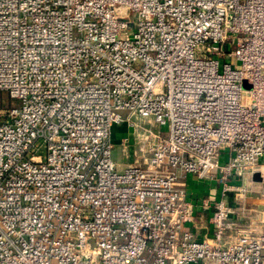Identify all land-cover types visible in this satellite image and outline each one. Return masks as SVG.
<instances>
[{
  "label": "built area",
  "instance_id": "obj_1",
  "mask_svg": "<svg viewBox=\"0 0 264 264\" xmlns=\"http://www.w3.org/2000/svg\"><path fill=\"white\" fill-rule=\"evenodd\" d=\"M0 92V264H264V0H0Z\"/></svg>",
  "mask_w": 264,
  "mask_h": 264
},
{
  "label": "crops",
  "instance_id": "obj_2",
  "mask_svg": "<svg viewBox=\"0 0 264 264\" xmlns=\"http://www.w3.org/2000/svg\"><path fill=\"white\" fill-rule=\"evenodd\" d=\"M128 129H129V126L126 128V131ZM120 130H122V129L119 125H117L116 128H114V130H113V136H115V138H117V140H119V141H121V139L123 137L132 134V130L129 131V133H124V134H121ZM116 146H117V144H115V148H116ZM121 147H122L121 142H119L118 148H119L121 155L119 154L118 160L116 157L115 158L118 162L121 163L122 166H124L125 164H127L129 161H131L133 159V152L131 149L129 151L130 157L128 159L124 160ZM263 175H264V168H263ZM193 180L195 183L193 184V187H191V188H190L191 185H189V192L191 194H193V197L195 198V200L197 202L201 201V199L205 198V197H218V194H219V190H218L219 186L218 185H217V187H215V186H213L214 183H210L208 181H203V180L198 181L195 179H193ZM207 183H209V184H207Z\"/></svg>",
  "mask_w": 264,
  "mask_h": 264
},
{
  "label": "rangeland",
  "instance_id": "obj_3",
  "mask_svg": "<svg viewBox=\"0 0 264 264\" xmlns=\"http://www.w3.org/2000/svg\"><path fill=\"white\" fill-rule=\"evenodd\" d=\"M10 101H11V99L9 98V96H8L7 93L0 92V102H1V103L4 102L3 105H7ZM117 125H119V126L121 127V129H122V130H120L121 134L129 133V131H131L132 128L130 129V127H129L130 130L128 129V130L126 131V128L128 127L127 123L115 124V125L113 126V129H112V141H113L114 144H117L116 148L114 149V157H116L117 160H118V156H119V154H120V151H119V148H118V144H119L120 141L117 140V138H115V136H113V130H114V128H116ZM115 142H116V143H115ZM120 155H121V154H120ZM194 183H195V182L190 178V179H189V184L191 185L190 188L193 187V184H194ZM212 183H214V182H212ZM207 184H209V183H207ZM213 186L217 187V184L214 183ZM218 197H219V194H218Z\"/></svg>",
  "mask_w": 264,
  "mask_h": 264
}]
</instances>
